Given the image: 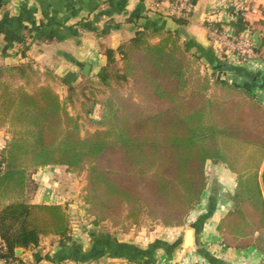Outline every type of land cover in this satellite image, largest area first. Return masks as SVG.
I'll return each instance as SVG.
<instances>
[{
  "label": "trees",
  "instance_id": "trees-1",
  "mask_svg": "<svg viewBox=\"0 0 264 264\" xmlns=\"http://www.w3.org/2000/svg\"><path fill=\"white\" fill-rule=\"evenodd\" d=\"M227 12L233 13L231 7ZM188 15L170 17L184 24ZM260 23L264 28V20ZM207 24L231 26L239 36L248 22L237 14ZM161 31L137 30L116 48L104 50L106 63L95 82L107 93L84 111L92 115L94 106L101 107L92 118L97 128L82 136L79 117L69 114L49 85L29 92L0 78V124L14 128L0 147V261L19 264L15 248L71 232L62 204L31 202L25 196L41 168L86 172L88 226L104 220L134 224L146 215L164 227H178L201 202L208 163L215 162L235 175L233 207L217 223L220 244L252 247L264 264V104L249 86L222 76L229 69L225 63L215 64L208 74L176 34ZM153 33L163 35L151 42ZM15 68L22 71L21 66L6 71ZM128 78L140 102L112 85V79Z\"/></svg>",
  "mask_w": 264,
  "mask_h": 264
},
{
  "label": "crops",
  "instance_id": "crops-1",
  "mask_svg": "<svg viewBox=\"0 0 264 264\" xmlns=\"http://www.w3.org/2000/svg\"><path fill=\"white\" fill-rule=\"evenodd\" d=\"M223 1L196 0L186 23L179 24L172 17L154 10L151 0H0V74L17 73L20 81L25 80L31 86L35 81H39L37 86L49 85L61 101L66 100L67 110L72 114L71 104L75 97L62 80L72 85L73 90L83 78L95 79L99 68L106 63L103 53L106 48H116L137 30L160 29L162 33L176 34L179 42L197 57L201 69L208 74H212L215 64L225 63L229 69L222 76L249 86L264 103V28L260 23L264 20V0H241L247 6L243 16L248 22L241 34H249L257 45V56L250 61L224 53L209 37L208 18L223 22L234 19L219 8ZM212 13H216L214 17ZM224 29L233 32L231 26ZM162 35L153 33L150 41L157 42ZM115 58V66L120 68L118 55ZM86 63L90 64V71L83 75L81 70ZM14 66H21L22 71L19 73L16 68L6 71ZM257 78H260L259 82ZM126 80L131 81L130 78ZM18 85L24 86V83ZM9 138V134L0 129V147ZM47 167L35 173V178L42 179V187L37 188L31 201L60 203L56 201L58 186L53 183L56 190L53 191L55 195L52 194L47 180L49 174L42 173ZM234 186L235 175L228 168L221 163L209 162L207 187L184 225L164 227L143 216L129 227L124 223L103 231L86 226L65 237L49 234L41 236L35 246L21 247L16 262L261 264V253L252 247L235 249L220 244L217 223L233 207ZM190 227H193V246L184 249L183 240ZM0 264L5 263L0 261Z\"/></svg>",
  "mask_w": 264,
  "mask_h": 264
},
{
  "label": "rangeland",
  "instance_id": "rangeland-1",
  "mask_svg": "<svg viewBox=\"0 0 264 264\" xmlns=\"http://www.w3.org/2000/svg\"><path fill=\"white\" fill-rule=\"evenodd\" d=\"M18 72V71H17ZM3 77L5 79H3ZM0 78L3 80H6L10 82L13 86L17 85L19 82H23V87H28V89H34L37 87L39 81L32 82V86L25 82V80L20 81L16 74H5L4 76L0 74ZM39 80V79H38ZM112 85L123 95L131 94L133 98L140 102L139 97L135 94L134 89L132 87V82L129 80H118V79H112ZM40 86V85H39ZM31 90V91H32ZM29 91V92H31ZM75 97V102H73L72 105V114L73 116H78V127L80 135H84L88 131H93L97 128V126L93 123L92 118L97 117L100 113L101 107L99 104L94 106V113L92 115H87L84 111L89 110L90 106L92 105L93 100H103L106 96L107 89L106 87L99 86L96 84L95 79L90 78H83L79 84L71 91ZM63 104L65 105V108L67 110L66 100L63 99ZM263 103V102H262ZM264 104V103H263ZM68 111V110H67ZM69 112V111H68ZM70 114V113H69ZM0 129L4 130L9 134L10 137H12L14 133V128L10 124H0ZM58 168H54L53 170L50 169V167H47L46 169H43L42 173H48L49 177L48 185L53 191L56 190L55 185L58 186L59 190V198H56V201H60V204L63 205V207L68 212L70 219H71V232H78L80 229L85 228L89 224V216L87 214V208L88 205L86 204L84 200L85 196V183H86V172L85 171H70L66 170L62 166H57ZM52 170V172H51ZM41 175V174H40ZM36 174L33 175V181L28 183V187L25 193V196L28 201L33 200V196L35 194V191L39 186H41V180L35 178ZM47 177V175L45 174ZM55 185H54V184ZM54 185V186H53ZM42 187V186H41ZM55 195V194H54ZM55 201V200H54ZM32 202V201H31ZM146 216L142 215L141 217ZM141 217H139L138 221H140ZM148 219L152 221H156L151 219L147 216ZM137 221V222H138ZM127 223V227L132 224L130 220H123L122 223ZM118 224V225H120ZM118 225H113L109 220H104L98 223L97 226H94L98 228L99 230L107 231L110 228L116 227ZM92 226V225H90ZM93 227V226H92Z\"/></svg>",
  "mask_w": 264,
  "mask_h": 264
},
{
  "label": "built area",
  "instance_id": "built-area-1",
  "mask_svg": "<svg viewBox=\"0 0 264 264\" xmlns=\"http://www.w3.org/2000/svg\"><path fill=\"white\" fill-rule=\"evenodd\" d=\"M231 7L232 12H227V7ZM151 7L167 16L185 18L194 8V3L190 0H151ZM247 10L246 4L241 0H229L226 7H223L224 13L235 18L237 14L244 15ZM216 13H212L214 17ZM208 23L220 21L219 19L208 18ZM211 41L224 53H231L242 61H250L257 56V45L255 40L247 33L234 36L227 29H219L216 26H207Z\"/></svg>",
  "mask_w": 264,
  "mask_h": 264
},
{
  "label": "water",
  "instance_id": "water-1",
  "mask_svg": "<svg viewBox=\"0 0 264 264\" xmlns=\"http://www.w3.org/2000/svg\"><path fill=\"white\" fill-rule=\"evenodd\" d=\"M89 71H90V64H88V63L84 64L82 67L81 73L83 75H88ZM259 81H260V78H257V82H259ZM263 167H264V162L261 166L260 174L262 172ZM92 231H95V228H93ZM192 237H193V227H190L186 230V234H185V237L183 240V248L184 249L189 247V246H193V241H192L193 238ZM14 252H15L16 256H19V254L21 252V247L15 248Z\"/></svg>",
  "mask_w": 264,
  "mask_h": 264
}]
</instances>
